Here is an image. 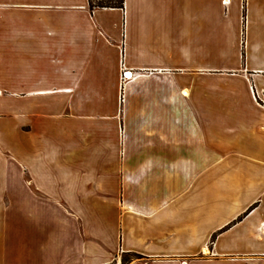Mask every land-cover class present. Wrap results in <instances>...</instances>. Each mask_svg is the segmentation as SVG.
I'll return each mask as SVG.
<instances>
[{
    "label": "crops",
    "instance_id": "crops-1",
    "mask_svg": "<svg viewBox=\"0 0 264 264\" xmlns=\"http://www.w3.org/2000/svg\"><path fill=\"white\" fill-rule=\"evenodd\" d=\"M0 264H264V0H0Z\"/></svg>",
    "mask_w": 264,
    "mask_h": 264
},
{
    "label": "trees",
    "instance_id": "trees-1",
    "mask_svg": "<svg viewBox=\"0 0 264 264\" xmlns=\"http://www.w3.org/2000/svg\"><path fill=\"white\" fill-rule=\"evenodd\" d=\"M88 4L91 11L95 9H122L124 7V0H88ZM130 256L140 258L136 254Z\"/></svg>",
    "mask_w": 264,
    "mask_h": 264
},
{
    "label": "rangeland",
    "instance_id": "rangeland-1",
    "mask_svg": "<svg viewBox=\"0 0 264 264\" xmlns=\"http://www.w3.org/2000/svg\"><path fill=\"white\" fill-rule=\"evenodd\" d=\"M124 259L127 261V260H130V259H133L132 256H125Z\"/></svg>",
    "mask_w": 264,
    "mask_h": 264
},
{
    "label": "built area",
    "instance_id": "built-area-1",
    "mask_svg": "<svg viewBox=\"0 0 264 264\" xmlns=\"http://www.w3.org/2000/svg\"><path fill=\"white\" fill-rule=\"evenodd\" d=\"M128 73H125V78H127ZM128 79V78H127Z\"/></svg>",
    "mask_w": 264,
    "mask_h": 264
},
{
    "label": "bare ground",
    "instance_id": "bare-ground-1",
    "mask_svg": "<svg viewBox=\"0 0 264 264\" xmlns=\"http://www.w3.org/2000/svg\"><path fill=\"white\" fill-rule=\"evenodd\" d=\"M127 78H130V76H129V75H127Z\"/></svg>",
    "mask_w": 264,
    "mask_h": 264
}]
</instances>
